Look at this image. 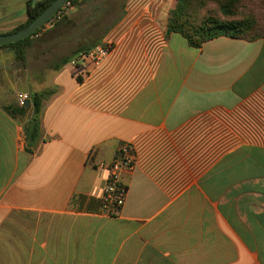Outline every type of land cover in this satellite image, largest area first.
<instances>
[{"label": "crops", "instance_id": "obj_1", "mask_svg": "<svg viewBox=\"0 0 264 264\" xmlns=\"http://www.w3.org/2000/svg\"><path fill=\"white\" fill-rule=\"evenodd\" d=\"M28 1L0 0L2 33ZM176 4L77 0L26 66L0 50V264H264V38L192 47L168 32ZM97 46L112 50L100 65L70 64ZM123 144L137 162L106 217L99 164Z\"/></svg>", "mask_w": 264, "mask_h": 264}, {"label": "trees", "instance_id": "obj_2", "mask_svg": "<svg viewBox=\"0 0 264 264\" xmlns=\"http://www.w3.org/2000/svg\"><path fill=\"white\" fill-rule=\"evenodd\" d=\"M55 0H29L27 4L28 19L12 31L0 35L20 31ZM76 3L77 0H70ZM169 33H179L195 48H201L206 42L226 36L234 39L255 41L264 38V0H177L176 7L171 11L168 26ZM33 36L15 44L0 46L1 49H11L16 54V60L23 66L27 65V50L33 42ZM49 92L35 93L31 97L33 118L27 127V136L33 144L40 136V123L44 101ZM23 105L12 108L13 114L27 111Z\"/></svg>", "mask_w": 264, "mask_h": 264}, {"label": "built area", "instance_id": "obj_3", "mask_svg": "<svg viewBox=\"0 0 264 264\" xmlns=\"http://www.w3.org/2000/svg\"><path fill=\"white\" fill-rule=\"evenodd\" d=\"M71 2H68L48 23L57 22L69 13ZM42 30V29H41ZM110 46H97L91 50L79 53L77 58L70 64L76 65L80 61L91 60L96 65H100L111 53ZM29 100L28 95L20 99V105ZM137 157L132 144H123L116 154L114 160L109 164H99V168L106 171L105 185L100 194V214L106 217H116L120 215L128 198L129 187L123 182L124 172H133L136 166Z\"/></svg>", "mask_w": 264, "mask_h": 264}, {"label": "water", "instance_id": "obj_4", "mask_svg": "<svg viewBox=\"0 0 264 264\" xmlns=\"http://www.w3.org/2000/svg\"><path fill=\"white\" fill-rule=\"evenodd\" d=\"M70 0H55L49 7H47L42 14H40L29 25L24 27L18 32L0 35V46L15 44L33 36L38 30L45 27L55 15L65 6ZM24 105L28 108L31 107L30 100L25 102Z\"/></svg>", "mask_w": 264, "mask_h": 264}, {"label": "rangeland", "instance_id": "obj_5", "mask_svg": "<svg viewBox=\"0 0 264 264\" xmlns=\"http://www.w3.org/2000/svg\"><path fill=\"white\" fill-rule=\"evenodd\" d=\"M74 6H75V4H74V3H71L70 11L74 8ZM70 11H69V12H70ZM67 14H68V13H67ZM67 14H66V15H67ZM43 28H44V27H43ZM43 28H42V29H43ZM0 33H2V28H0ZM43 85H45L44 87H47V84H46V83L43 84Z\"/></svg>", "mask_w": 264, "mask_h": 264}]
</instances>
